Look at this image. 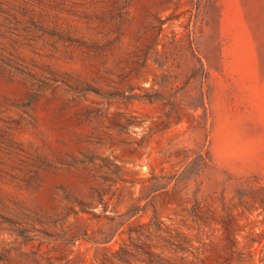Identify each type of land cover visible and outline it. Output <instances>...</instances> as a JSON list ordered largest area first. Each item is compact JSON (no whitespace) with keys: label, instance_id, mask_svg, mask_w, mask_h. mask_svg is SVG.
I'll use <instances>...</instances> for the list:
<instances>
[{"label":"rangeland","instance_id":"obj_1","mask_svg":"<svg viewBox=\"0 0 264 264\" xmlns=\"http://www.w3.org/2000/svg\"><path fill=\"white\" fill-rule=\"evenodd\" d=\"M0 264H264V0H0Z\"/></svg>","mask_w":264,"mask_h":264}]
</instances>
